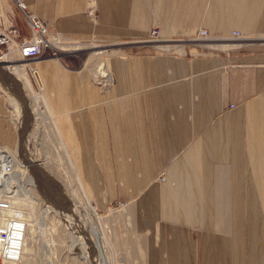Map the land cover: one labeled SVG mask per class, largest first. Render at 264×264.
Listing matches in <instances>:
<instances>
[{
	"label": "crops",
	"instance_id": "crops-1",
	"mask_svg": "<svg viewBox=\"0 0 264 264\" xmlns=\"http://www.w3.org/2000/svg\"><path fill=\"white\" fill-rule=\"evenodd\" d=\"M22 1L68 39L143 37L153 20L164 36H191L199 28L210 36L264 34V0H94V23L86 0ZM8 27L28 32L11 0H0V28ZM247 48L228 56H112V82L103 92L58 59L28 65L38 72L61 135L77 151L96 206L116 191L125 197L142 190L164 170L155 189L158 216L170 229L186 230L188 245L164 250L156 264H264V187L238 181L264 161V49ZM224 166L232 177L228 234L219 231ZM126 207L135 217V200ZM244 223L257 233L247 247ZM136 263H145L144 241Z\"/></svg>",
	"mask_w": 264,
	"mask_h": 264
},
{
	"label": "rangeland",
	"instance_id": "rangeland-1",
	"mask_svg": "<svg viewBox=\"0 0 264 264\" xmlns=\"http://www.w3.org/2000/svg\"><path fill=\"white\" fill-rule=\"evenodd\" d=\"M29 11L41 18L34 11ZM84 12L90 18L91 23L97 20L94 0H86ZM21 17L23 19L22 14ZM48 29L49 35L56 39L51 43L50 49L36 59L22 60L28 63L25 66L26 75L36 92L40 91L32 75L34 69L29 66L31 62L39 60L58 59L65 68L83 74L103 92L110 87L112 82L108 68V60L112 56L119 58L141 54H170L188 57L228 56L249 50L247 46L250 44L264 49V34L262 33L232 31L238 35H232L231 32L227 36H210L204 29L199 28L198 30H203L205 35H198L197 30L191 36H164L159 34L155 20L151 22L145 36L130 37L124 40L102 39L93 36L68 39L54 31L49 23ZM150 31H155L157 34L149 37ZM215 44L219 46L231 44L233 47L220 48ZM69 46H80L81 49L68 50ZM52 52L55 55H52ZM13 58L14 63L20 67L22 61L17 55ZM98 59L102 60L99 69L94 68L95 60L98 61ZM5 64L8 63H0L1 66ZM92 67L93 70H90ZM92 73L99 75L94 78ZM14 84L8 76L4 77L0 74V165H2L0 167V197L7 199L12 207L19 208L26 221L23 252L20 261L15 264H142L136 262L141 258L143 241L144 264H156L164 250L173 251L176 247L183 250L188 245L186 230L170 229L167 223L158 216V197L155 189L163 178V169L158 170V173L152 177V182L148 186L144 184L141 187L142 190L125 197L120 196L116 191L113 200L106 201L102 207L96 206L87 190V183L85 185L81 177L77 151L70 143H67L64 135H61L56 117L51 114L57 128L52 120L49 121L30 102L27 108L18 115L14 103L17 102L19 95ZM227 105H222L221 110H225ZM57 131L65 140L66 151L60 146ZM260 161L262 166L258 165L254 174L248 175L246 172L243 174L240 172L238 181L241 183L254 182V184L262 185L263 188L264 161ZM6 163H10L9 170H4ZM244 164H246L245 161ZM223 168L220 192L221 196L225 194V198L223 201L220 200V203L218 200V205L222 206L219 231L223 230L221 232L228 234L230 232L228 197L232 177L230 168L225 166ZM76 176L80 177L86 190V192L84 190L86 196L95 206L96 215L91 219H95L93 221L99 228L97 234L92 228L88 230L86 225L83 227L86 231H76L78 223L70 204L77 208L82 217H87L88 211L74 194V192L77 194L79 192L76 186L78 181ZM115 185L118 186L117 182ZM262 193L261 199L264 191ZM131 199L135 200V217L133 213L131 215L128 213L126 207ZM183 227L190 232L197 231L196 228ZM241 229L243 243L247 247L249 235L256 237L257 233L252 232L249 223H244Z\"/></svg>",
	"mask_w": 264,
	"mask_h": 264
},
{
	"label": "built area",
	"instance_id": "built-area-1",
	"mask_svg": "<svg viewBox=\"0 0 264 264\" xmlns=\"http://www.w3.org/2000/svg\"><path fill=\"white\" fill-rule=\"evenodd\" d=\"M23 16L28 32L19 35L14 27L0 28V57L15 49L22 60H33L41 57L51 47L48 25L37 15L27 10L22 0H11ZM198 35H205L198 30ZM157 33L150 31L149 37ZM232 35H238L232 32ZM52 55H55L52 52ZM230 107L233 105L230 104ZM7 168V166H6ZM0 264H15L23 252L26 221L22 211L12 207L10 202L0 197Z\"/></svg>",
	"mask_w": 264,
	"mask_h": 264
},
{
	"label": "bare ground",
	"instance_id": "bare-ground-1",
	"mask_svg": "<svg viewBox=\"0 0 264 264\" xmlns=\"http://www.w3.org/2000/svg\"><path fill=\"white\" fill-rule=\"evenodd\" d=\"M236 39H240V38H236ZM49 40H50L51 43L56 41V39L52 38L51 36H50ZM53 40H55V41H53ZM204 40H206V38ZM240 41H242V39ZM233 44L235 45V43H233ZM215 45L219 46L218 44H215ZM219 47L220 48H229V47H233V45H231V44H229V45L228 44L227 45L222 44ZM67 49L68 50H79V49H81V47L80 46H78V47H76V46H69ZM16 55H17L16 50L15 49H12L9 53H7V54H5V55H3V56L0 57V59H3L2 61H0V63H5V62L8 63V64H5L3 66L0 65V74L3 75L4 77H7L8 76V78L12 79L13 83H15L14 85H15L16 89L18 90L19 97H18L17 102L14 103L15 104V111L17 112V114L18 113L20 114L25 108H27V105L30 102L31 104H33L38 109V111H41L49 121L52 120L53 125L55 126V128H57L56 127V124L54 122V119H53V117H52V115H51V113H50V111L48 109V106H47L46 102L44 101V98L45 97L43 96V93L42 92H36L33 89V87L31 86V83H30V81H29V79H28V77L26 75V70H25V66L26 65L24 64L25 62H23L22 59H20L18 57L22 61L21 62L22 65H20V67H19L17 65V63H14L13 56H16ZM18 58H16V59H18ZM95 61H96V63L94 65V68H98L99 69L101 67V64L100 63L102 62V60L101 59H98V61L97 60H95ZM88 62L89 61H87V63ZM13 64H16V65H13ZM90 70H93V67ZM37 75H38V72H37ZM92 75L94 76V78H97L99 74L98 73H92ZM38 78H39V81L41 83V80H40L39 75H38ZM37 87H42V83L39 86L37 85ZM18 103H20V104H18ZM52 122H51V124H52ZM57 133H58V137H59L60 146H62V148L64 149V151H66V149H65L66 146H65V144L62 141V138H61V136L59 134V131H57ZM9 164L10 163H6L7 168L4 167V170H9L10 169L11 166H9ZM1 166L2 165H0V167ZM74 169H75V167H74ZM77 180L78 181H77V185L76 186H78L79 192H78V194L76 192H74V194L77 197V199L83 203L81 205H84V207H86L88 209V211H87V217L86 216L85 217H82L79 214V211L77 210V208L74 205L72 206V204H70L71 205V208H72V212H73V214L75 216V219H77V223H78V229L79 230L76 229V231L77 232H82V231L84 232V231H86L85 229H83L84 225H86L87 226V229L88 228H92L93 229V232L95 234H97V232L99 231V228L95 225V222L93 221L95 219H93V220L91 219L92 216L96 215V213H95V206L92 204V201L90 199H88V197L86 196V194H85L86 190L84 188V185H83L80 177H77ZM84 190H85V192H84ZM82 234H85V233H82ZM86 235H87V232H86Z\"/></svg>",
	"mask_w": 264,
	"mask_h": 264
},
{
	"label": "water",
	"instance_id": "water-1",
	"mask_svg": "<svg viewBox=\"0 0 264 264\" xmlns=\"http://www.w3.org/2000/svg\"><path fill=\"white\" fill-rule=\"evenodd\" d=\"M32 75H33V77H34V79H35L36 84H37L38 86L41 85V83H40V81H39V78H38V75H37V72H36L35 70L32 71Z\"/></svg>",
	"mask_w": 264,
	"mask_h": 264
}]
</instances>
